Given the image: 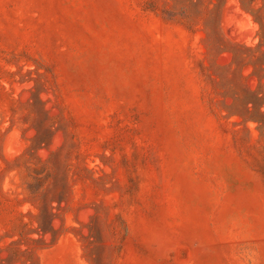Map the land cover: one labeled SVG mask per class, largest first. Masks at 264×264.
I'll return each mask as SVG.
<instances>
[{"label":"rangeland","instance_id":"rangeland-1","mask_svg":"<svg viewBox=\"0 0 264 264\" xmlns=\"http://www.w3.org/2000/svg\"><path fill=\"white\" fill-rule=\"evenodd\" d=\"M264 0H0V264H264Z\"/></svg>","mask_w":264,"mask_h":264},{"label":"trees","instance_id":"trees-1","mask_svg":"<svg viewBox=\"0 0 264 264\" xmlns=\"http://www.w3.org/2000/svg\"><path fill=\"white\" fill-rule=\"evenodd\" d=\"M262 106H263V105L256 106V110H257V111L261 114V116L264 118V112L260 110Z\"/></svg>","mask_w":264,"mask_h":264}]
</instances>
